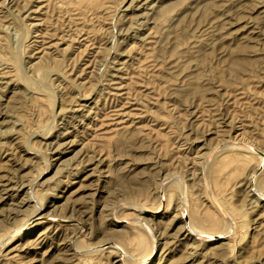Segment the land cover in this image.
Masks as SVG:
<instances>
[{
  "label": "rangeland",
  "instance_id": "374dc122",
  "mask_svg": "<svg viewBox=\"0 0 264 264\" xmlns=\"http://www.w3.org/2000/svg\"><path fill=\"white\" fill-rule=\"evenodd\" d=\"M0 74V264H264V0H0Z\"/></svg>",
  "mask_w": 264,
  "mask_h": 264
},
{
  "label": "bare ground",
  "instance_id": "6f19581e",
  "mask_svg": "<svg viewBox=\"0 0 264 264\" xmlns=\"http://www.w3.org/2000/svg\"><path fill=\"white\" fill-rule=\"evenodd\" d=\"M57 5H58V4H57ZM84 5L87 6L86 4H84ZM52 6H53V5H52ZM47 7H48V6H47ZM81 7H82V6H81ZM131 7H132V6H131ZM59 8H60V7H59ZM84 8H85V7H84ZM86 8H87V7H86ZM86 8H85V9H86ZM88 8H89V7H88ZM53 9H54V7L52 8V10H53ZM78 9H79V8H78ZM85 9H83V10L85 11ZM41 10H42V9H41ZM57 10H58V7H57V9H56L55 11H57ZM59 10H62V9H59ZM59 10H58V12H60ZM81 10H82V8H81ZM81 10H80V11H81ZM53 11H54V10H53ZM53 11H52V12H53ZM61 12L63 13V11H61ZM61 12H60V13H61ZM94 12H95V11H94ZM81 13H83V12H81ZM52 14H53V13H52ZM57 14L59 15V13H57ZM57 14H56V15H57ZM88 14H89V13H88ZM90 14H91V13H90ZM78 15H79V14H78ZM85 15H86V14H85V12H84V15H83V16L85 17ZM92 15H93V14H92ZM97 15H98V14H97ZM80 16H81V15H79L78 17L80 18ZM83 16H81V17H83ZM133 16H134V15H133ZM46 17H47V16H46ZM55 18H56V17H55ZM69 18H70V17H69ZM76 19H77V18H76ZM82 19H83V18H82ZM44 20H45V19H44ZM56 20H57V19H56ZM56 20H55V21H56ZM83 20H84V19H83ZM42 21H43V20H42ZM48 21H49V19H48ZM80 21H81V20H80ZM131 21H132V20H131ZM81 23H82V21H81ZM68 24H69V23H68ZM79 24H80V23H79ZM41 25H42V24H41ZM50 27H51V26H50ZM4 28H5V27H4ZM6 28H7V27H6ZM43 28H44V27H43ZM43 28H42V29H43ZM7 29H8V28H7ZM44 29H45V28H44ZM73 29H74V28H73ZM78 29H79V28H78ZM80 29H81V28H80ZM85 29H86V28H85ZM64 30H65V29H64ZM87 31H88V30H87ZM87 31H86V32H87ZM13 32H14V31H13ZM58 34H59V33H58ZM66 34H67V32H66ZM41 35H42V34H41ZM68 35H69V34H68ZM14 36H15V35H14ZM87 36H88V34H87ZM72 37H73V35H72ZM83 37H85V36H83ZM88 37H89V36H88ZM64 38H65V37H64ZM76 38H77V37H76ZM70 39H71V38H70ZM70 43H71V42H70ZM2 45H3V44H2ZM46 45H47V44H46ZM42 46H43V45H42ZM70 46H71V45H70ZM48 50H49V49H48ZM4 51H5V49H4ZM47 52H48V51H47ZM45 56H46V55H45ZM40 58H41V57H40ZM51 60H52V59H51ZM49 61H50V60H49ZM53 61H54V60H53ZM1 65H2V64H1ZM21 65H22V64H21ZM31 67H32V66H31ZM10 69H11V68H10ZM12 72H13V71H12ZM47 72H48V71H47ZM50 72H51V71H50ZM29 73H30V72H29ZM57 73H58V72H57ZM58 74H59V73H58ZM0 75H1V74H0ZM49 78H50V77H49ZM51 78H52V77H51ZM31 79H32V78H31ZM45 82L47 83V81H45ZM48 82H49V79H48ZM47 85H48V84H47ZM127 86H128V85H127ZM14 104H15V103H14ZM14 108L16 109L17 107H14ZM226 146H227V145H226ZM228 147H229V148L231 147V149H235V148L240 149L238 146H234V145H233V146H228ZM0 177H1V176H0ZM1 178H2V177H1ZM0 180H1V179H0ZM1 183H2V182H1ZM134 221H135V220H134ZM137 223H138V222H137ZM139 224H140V221H139ZM142 226H143V224H142ZM193 232H195V231H193ZM12 235H13V234H12ZM14 237H16V236H14ZM14 237H13V238H14ZM9 238H10V237H9ZM11 238H12V237H11ZM151 253H153V252H150V254L148 255V257L145 258V259H149V256H151ZM146 262H147V261H144V262L141 263V264H146Z\"/></svg>",
  "mask_w": 264,
  "mask_h": 264
}]
</instances>
